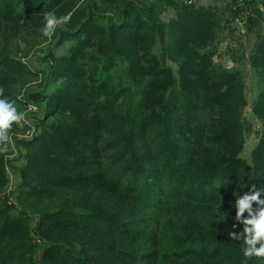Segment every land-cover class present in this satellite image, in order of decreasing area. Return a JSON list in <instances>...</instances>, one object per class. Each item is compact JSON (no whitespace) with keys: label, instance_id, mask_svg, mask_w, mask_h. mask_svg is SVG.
<instances>
[{"label":"trees","instance_id":"16d2710c","mask_svg":"<svg viewBox=\"0 0 264 264\" xmlns=\"http://www.w3.org/2000/svg\"><path fill=\"white\" fill-rule=\"evenodd\" d=\"M81 1L0 0V98L15 106L41 76L17 52L47 39L46 12L71 13L54 30L71 45L45 89L54 86L52 111L69 107L73 120L20 142L17 212L2 198L11 139L0 152V264H264L245 261L228 235L252 218L237 220L238 199L264 201V40L251 59L263 134L249 161L244 75L213 60L215 9L186 7L165 23L166 0H114L118 18L102 21L97 4Z\"/></svg>","mask_w":264,"mask_h":264},{"label":"rangeland","instance_id":"374dc122","mask_svg":"<svg viewBox=\"0 0 264 264\" xmlns=\"http://www.w3.org/2000/svg\"><path fill=\"white\" fill-rule=\"evenodd\" d=\"M113 1L82 0L81 4H97L102 21H112L118 18L115 12L110 10ZM130 2L136 4V7H148L150 4V0H130ZM185 3L186 0H166V10L159 17L165 23L179 19L186 13ZM196 3L198 7L204 9H215V13L221 20L214 62L221 63L226 69L243 72L247 106L244 111L245 146L242 155L245 160L250 161L263 134L261 122L254 116L252 110L258 95V78L256 71L252 68L251 59L256 44L264 40V20L257 18V14H264V5L262 0H196ZM61 25L66 26L68 23L57 24L56 27ZM55 34L54 32L45 41L34 43L31 49L22 47L17 52V62L30 72L41 73V76L38 79L29 80V85L19 96L21 102L16 105V108L18 112L24 113V119L16 123L17 128H12L8 134L12 140V153L7 157L9 182L3 190L2 198L4 204L13 212H17L19 192L26 190L22 188L24 181L21 178L20 168L24 160L21 159L23 148L20 142L31 139L38 131L57 133L56 131L59 130L54 127L66 126L73 121L72 110L69 107L60 104L52 111L47 91H52L54 86L45 89L46 84L52 81L50 80L51 71L61 65V58L68 54V47L71 45L70 41H67L63 46H59L61 41L55 38ZM170 67L175 70L174 64ZM38 244H41V241H38ZM42 250L43 248L40 251Z\"/></svg>","mask_w":264,"mask_h":264},{"label":"clouds","instance_id":"9594fccd","mask_svg":"<svg viewBox=\"0 0 264 264\" xmlns=\"http://www.w3.org/2000/svg\"><path fill=\"white\" fill-rule=\"evenodd\" d=\"M71 19V13L57 18L53 12L45 13V24L41 29L42 34L51 37L57 24L65 23ZM0 97H3V89H0ZM24 119V113L18 112L15 101L8 98H0V152L8 151V135L14 123H19ZM255 186H253V191ZM256 202L260 205L257 213L253 215L251 205ZM236 210V218L240 219L247 211L251 219L244 220L245 225L242 233L235 231L229 232L231 239L242 241L241 251L245 261L251 260L253 257H264V201L259 199V193L251 196H244L238 199L234 206ZM235 227V226H234Z\"/></svg>","mask_w":264,"mask_h":264},{"label":"built area","instance_id":"2783aa9c","mask_svg":"<svg viewBox=\"0 0 264 264\" xmlns=\"http://www.w3.org/2000/svg\"><path fill=\"white\" fill-rule=\"evenodd\" d=\"M186 7H198L196 0H186Z\"/></svg>","mask_w":264,"mask_h":264}]
</instances>
